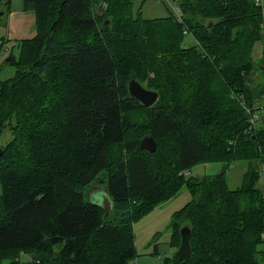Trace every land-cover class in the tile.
I'll return each mask as SVG.
<instances>
[{
  "label": "trees",
  "instance_id": "1",
  "mask_svg": "<svg viewBox=\"0 0 264 264\" xmlns=\"http://www.w3.org/2000/svg\"><path fill=\"white\" fill-rule=\"evenodd\" d=\"M23 1L39 30L11 60L15 75L0 81V133L17 132L18 111L36 106L46 80L64 72L56 144L73 151L38 181L39 170L26 172L18 151L9 161L0 146V264H22V254L26 264H136L134 222L182 188L191 201L174 220L176 248L188 224L192 253L165 264H264V80L252 85L255 72L264 77L253 57L264 43L262 0H182L180 19L155 20L134 17L133 0H107L103 15L104 0ZM132 79H149L159 93L153 106L131 97ZM52 110L38 112L45 119ZM146 136L155 153L140 148ZM236 163L246 170L232 189ZM201 164L223 167L189 175ZM93 192L109 197L108 217Z\"/></svg>",
  "mask_w": 264,
  "mask_h": 264
},
{
  "label": "rangeland",
  "instance_id": "2",
  "mask_svg": "<svg viewBox=\"0 0 264 264\" xmlns=\"http://www.w3.org/2000/svg\"><path fill=\"white\" fill-rule=\"evenodd\" d=\"M181 1L133 0L130 11L134 17L141 13L142 17L147 20L166 19L172 15L179 18L182 16L180 10ZM262 2L264 6V0ZM122 7L123 2L116 4L114 6L115 9L111 13L118 15ZM38 30L36 15L34 12L25 10L23 0L0 1V81L12 78L15 75L17 68L10 65L11 61H7V59L11 57L14 59L15 64H17L21 60V43L24 40L35 38ZM192 40L193 37L189 35L186 37L185 42L191 44L194 41ZM253 57L256 65H260L264 61V43L260 47L257 46ZM162 65L163 68L166 67L164 64ZM148 76L149 78H154V73L148 72ZM120 78H123V76ZM65 80L68 81V78L65 77L64 72L54 73L51 78L46 80V91L37 105L35 106L29 100V104L18 111L19 130L13 132L12 127L6 126L3 132L0 133V146H6L9 149V161L14 158L12 156L18 151L20 155V159L17 162L18 166H21L26 172L31 173L36 169L35 176L40 171V175L37 177L38 181L43 177L42 173L45 169H54L55 160L66 158L73 151V146L71 147V145L67 146L66 149H61L56 144L57 132L63 121V116L62 109L58 106L60 103L57 104L56 108H54V105L60 101L58 88L63 83L66 84L64 82ZM148 80L144 82L145 88H147ZM263 80V75L257 71L253 75L252 85L255 86ZM6 101V95L1 93L0 106L4 105ZM52 107L53 110L45 115V119H42L38 111H44V109ZM135 111L139 113L140 109L136 108L134 109ZM143 114L144 112L141 113V115ZM46 119L48 120L46 121ZM184 120L182 119V121ZM13 122L16 123V119ZM175 139L173 137L168 143L175 144ZM167 147V144L164 145L165 149ZM222 167V164H201L197 165L189 175L194 177L215 175L221 171ZM245 170V163H236L230 169L229 183L232 189H236L241 185ZM260 185L264 186V177L260 180ZM89 197L92 201H96L100 199L101 195L98 192H93ZM189 201H191L189 191L182 188L170 201L152 209L149 213L134 222L137 251L136 264H165L167 261L175 258L178 249L176 248V235L174 234V220L176 219L177 213ZM259 250L264 251V244L260 246ZM20 262L26 264L31 262V258L26 254H22Z\"/></svg>",
  "mask_w": 264,
  "mask_h": 264
},
{
  "label": "water",
  "instance_id": "3",
  "mask_svg": "<svg viewBox=\"0 0 264 264\" xmlns=\"http://www.w3.org/2000/svg\"><path fill=\"white\" fill-rule=\"evenodd\" d=\"M2 1V0H0ZM107 4V0H104L99 8H98V14L103 15L105 11V7ZM11 57L7 59V61H11ZM129 93L131 97L138 100L140 103H142L146 107L153 106L157 100L159 99V93L154 90H150L145 88L142 84H140L138 81L132 79L129 82ZM140 148L143 150H147L150 153H155L157 151V142L156 140L151 136H146L140 143ZM3 154V149L0 148V157ZM97 187V186H96ZM101 197L99 200H96L97 203H100L106 211L105 216L108 217L111 209H112V202L110 201L109 197L105 194V192L100 193ZM191 233L192 230L188 224L184 225L181 229V245L178 249V252L176 256L181 261H187L192 253V247L190 244L191 240Z\"/></svg>",
  "mask_w": 264,
  "mask_h": 264
},
{
  "label": "built area",
  "instance_id": "4",
  "mask_svg": "<svg viewBox=\"0 0 264 264\" xmlns=\"http://www.w3.org/2000/svg\"><path fill=\"white\" fill-rule=\"evenodd\" d=\"M179 19H180V17H179ZM247 112L250 114V116H251V120H252V123H253V121H257V120H259V114L258 115H255V114H251L252 112H251V110L249 109V108H247ZM263 177H264V172H263V175H262ZM35 264H39V262H36Z\"/></svg>",
  "mask_w": 264,
  "mask_h": 264
}]
</instances>
